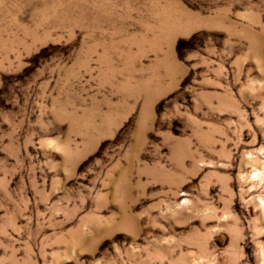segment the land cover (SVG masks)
Wrapping results in <instances>:
<instances>
[{
  "label": "rangeland",
  "instance_id": "obj_1",
  "mask_svg": "<svg viewBox=\"0 0 264 264\" xmlns=\"http://www.w3.org/2000/svg\"><path fill=\"white\" fill-rule=\"evenodd\" d=\"M0 264H264V0H0Z\"/></svg>",
  "mask_w": 264,
  "mask_h": 264
}]
</instances>
